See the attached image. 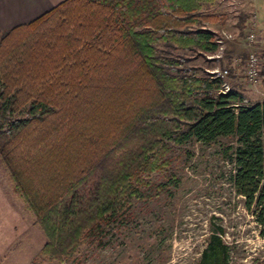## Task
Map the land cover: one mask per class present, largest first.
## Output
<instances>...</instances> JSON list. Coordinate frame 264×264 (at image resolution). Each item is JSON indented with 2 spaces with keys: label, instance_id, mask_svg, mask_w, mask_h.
I'll return each instance as SVG.
<instances>
[{
  "label": "trees",
  "instance_id": "obj_1",
  "mask_svg": "<svg viewBox=\"0 0 264 264\" xmlns=\"http://www.w3.org/2000/svg\"><path fill=\"white\" fill-rule=\"evenodd\" d=\"M213 1L62 0L0 30V165L45 237L39 257L74 255L189 137L235 138L229 180L264 227V101L157 50L214 53L218 33L198 25ZM226 250L214 232L195 264H226Z\"/></svg>",
  "mask_w": 264,
  "mask_h": 264
},
{
  "label": "rangeland",
  "instance_id": "obj_2",
  "mask_svg": "<svg viewBox=\"0 0 264 264\" xmlns=\"http://www.w3.org/2000/svg\"><path fill=\"white\" fill-rule=\"evenodd\" d=\"M199 14L216 16L200 27L233 36L224 41L220 58L163 44L158 54L179 73L212 77L211 70L228 69L223 79L231 88L249 103L264 101V83L250 86L242 75L251 14L253 49L264 66V0H214ZM235 146L232 135L180 141L166 154L164 170L151 172L145 184L132 182L135 193L122 209L107 213L98 231L61 262L38 256L45 237L0 165V264H195L214 232L227 247L226 264H264V227L229 180Z\"/></svg>",
  "mask_w": 264,
  "mask_h": 264
},
{
  "label": "built area",
  "instance_id": "obj_3",
  "mask_svg": "<svg viewBox=\"0 0 264 264\" xmlns=\"http://www.w3.org/2000/svg\"><path fill=\"white\" fill-rule=\"evenodd\" d=\"M248 20L250 23V29L248 30L247 34L244 37V42L247 47V50L245 51L244 59L242 62V75H243V81L246 84L250 86H256L258 84H261L263 79L259 73L260 58L253 49V44L256 40V36L253 30L251 29V26L253 25V21H254V14H251ZM232 37L233 36L230 33L221 31L220 34L216 36V43H217L216 51L210 57L220 58L221 57L220 54L223 50L224 41L228 39H232ZM210 73L213 75L212 76L213 78L218 77L221 79L220 92L224 93L231 89L228 83L223 79L228 74L227 69L224 68L220 71L211 70ZM262 95L264 96V92H262ZM247 102H248L247 99L241 96L240 103L246 104Z\"/></svg>",
  "mask_w": 264,
  "mask_h": 264
},
{
  "label": "crops",
  "instance_id": "obj_4",
  "mask_svg": "<svg viewBox=\"0 0 264 264\" xmlns=\"http://www.w3.org/2000/svg\"><path fill=\"white\" fill-rule=\"evenodd\" d=\"M60 1L62 0H0V30L29 22Z\"/></svg>",
  "mask_w": 264,
  "mask_h": 264
}]
</instances>
